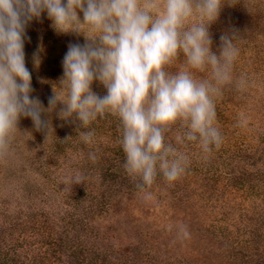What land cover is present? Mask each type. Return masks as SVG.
Wrapping results in <instances>:
<instances>
[{
  "label": "clouds",
  "instance_id": "clouds-1",
  "mask_svg": "<svg viewBox=\"0 0 264 264\" xmlns=\"http://www.w3.org/2000/svg\"><path fill=\"white\" fill-rule=\"evenodd\" d=\"M238 2L0 0V158L8 154L22 117L31 118L36 131L47 130V139L53 129L42 114L62 105L57 116L76 123L80 140L91 145L95 133L89 126L98 118L112 115L120 122L118 142L124 153L123 168L133 180L139 178L136 188L142 199L153 201L148 189L156 177L161 175L172 183L185 174L190 164L188 154L176 145L195 142L205 158L222 145L216 101L225 86L234 84L238 91L250 86L245 75L233 78L239 57L234 42L237 32L223 33L217 51H213L210 33L223 6ZM44 14L58 34L84 37L83 44H68L61 61L63 74L53 86L47 108L32 95V74L25 54V41L30 39L26 30ZM42 52V47L33 52L34 67L42 62ZM181 55L182 68L167 71ZM193 70L208 71L209 76L198 79ZM94 82L106 89L105 95L93 91ZM248 122V117L240 113L237 126L247 127ZM177 124L181 131L174 145L166 142L165 133ZM88 158L97 161L93 152ZM85 180L84 174L75 171L65 182L84 184ZM166 228L175 230L180 241L190 238L183 223Z\"/></svg>",
  "mask_w": 264,
  "mask_h": 264
},
{
  "label": "trees",
  "instance_id": "trees-1",
  "mask_svg": "<svg viewBox=\"0 0 264 264\" xmlns=\"http://www.w3.org/2000/svg\"><path fill=\"white\" fill-rule=\"evenodd\" d=\"M244 11L238 5L239 27L243 23L256 24L257 16H242ZM245 25L241 30L246 29ZM257 55L264 61V51ZM243 59L239 55L234 64L233 71L237 73L234 79L241 75L249 79L250 97L262 109L264 75ZM261 75L262 81L257 78ZM225 94L216 101L222 145L214 148L207 158L195 142L176 145L190 158L185 174L172 183L158 175L148 189L160 199V208L174 211L183 208L186 215L179 221L187 222L190 236L197 239L193 241L205 244L206 251H198L195 259L185 257L179 264H205L204 257L208 256H213L217 264H258L264 258V113L247 105L234 108L227 104V99L223 100ZM240 113L248 117L247 127L237 126ZM93 131L94 143L89 151L96 154L97 161L93 163L88 153H84L86 166L69 165L71 172L83 170L86 180L70 194H62L63 201L58 205L54 195L61 187L55 182L56 177H49L54 193L44 192L46 199L40 201L39 211L28 212L24 208L22 196L35 194L30 185L20 181L22 185L18 183L12 190L19 194L12 197L17 204L10 200L5 205H12V208L0 205V264H177V261L160 259L147 250L140 251V241L125 244L111 235L115 233L111 228L101 224L108 220L107 216L119 202L133 200L141 193L136 188L139 178L133 180L123 168L124 153L118 142L120 128L114 129L106 140ZM180 131L179 124L174 125L165 133L166 142L175 145L174 138ZM70 138L76 142L80 140L77 130ZM7 181L6 178L0 181V190ZM208 206L212 217L203 219L194 214L195 210Z\"/></svg>",
  "mask_w": 264,
  "mask_h": 264
},
{
  "label": "rangeland",
  "instance_id": "rangeland-1",
  "mask_svg": "<svg viewBox=\"0 0 264 264\" xmlns=\"http://www.w3.org/2000/svg\"><path fill=\"white\" fill-rule=\"evenodd\" d=\"M244 2L247 4L249 11ZM238 5L245 9L242 16L247 14L252 17L257 16L256 24L247 26L243 23L241 27L244 25L247 27L241 30L240 23L237 22L238 18L241 22V15L238 16ZM80 15L82 18V13ZM263 18L264 0H239L233 6L225 4L221 9L219 18L210 26L213 51H217L220 36L223 33L236 31L234 42L239 48V55L245 58L243 60L246 64L254 68L259 74L264 75V61H260L261 56L257 55L258 52L264 51ZM51 23L46 14L42 16L40 21H32L26 30L30 39L25 41L26 66L32 74V87L34 88L32 95L39 97L45 108L48 107V98L54 94L53 86L58 84L59 78L63 74L61 61L67 52L68 44L70 42L84 43L82 35L77 36L73 33L58 34L51 27ZM40 47L43 48L42 62L37 68L33 66L32 54ZM183 63L184 57L181 55L174 65L167 68V71L176 72L182 68ZM193 72L198 79L209 76L208 71L201 73L193 70ZM262 75L257 77L261 81ZM236 76L237 73L233 71V78ZM92 89L100 96L106 94V89L98 82L93 83ZM57 91L59 92L60 89L57 88ZM237 91L236 87L225 86L223 93L226 94L223 100L227 99V104L234 106V108L247 105L255 108V110L259 108V111L264 113V108L261 109L255 100L250 97L252 91L249 88L246 91ZM234 92H237V95ZM245 101L248 103H243ZM61 106L57 105L56 110L51 113L42 114V119L51 121L53 129L49 131L47 139V130L36 131L31 118L22 117L19 120L18 130L13 133L10 150L5 157L0 158V181H3L4 178L8 180L7 184L0 190L1 206L12 208V205H5V203L14 200L12 199L13 196L17 197L19 195L16 192L12 193V190L18 183L21 184L20 182L30 185L32 194H35L30 197L27 195L22 196L21 202L28 212H37L41 209L42 203L40 201L46 199L44 192L49 191V195L54 193L51 190L52 183H49V177L52 179L56 177L55 182L60 183L61 191L54 195L57 197L55 199L57 205L63 201L62 194H70L77 185L79 186V184L71 185L65 182L66 177L71 172L69 165L86 166L83 156L84 153L89 154L91 147L81 140L76 142L70 138L72 132L77 130V124L70 121L65 122L57 116ZM96 124H98V127H95ZM95 126L92 127L91 124L89 129L92 127L99 138L106 140L107 136L114 132V129L120 128V123L116 122L115 116L106 115L103 119L96 121ZM111 126H114V129H111ZM79 172L84 174L83 170ZM36 181L37 185L35 186ZM153 196L154 200L151 202H145L142 199V194L137 195L133 200L119 202L112 214L107 216L108 220L101 221V224L111 228L115 232L111 235L123 240L125 244L130 245L133 242L140 241L142 244L140 251L147 250L153 255L157 254L160 259L177 261V264L185 257L195 259L198 251H206L207 249H204L203 246L205 244L193 241L196 239L194 235L187 240L180 241L176 238L175 230H167L166 226L169 224H180L179 220L186 215L183 213L186 211L183 208L177 209V211L160 208V199L155 194ZM202 200L209 199L203 198ZM14 204L17 203L14 202ZM195 213L203 219L213 216L209 206L201 210H195ZM183 224L188 225L187 222ZM194 226L197 225L194 224ZM200 257L203 258L204 256L201 255ZM204 258L205 264L218 263L213 256ZM262 259L264 260V258ZM261 260L259 263L256 260V263L264 264V261Z\"/></svg>",
  "mask_w": 264,
  "mask_h": 264
}]
</instances>
